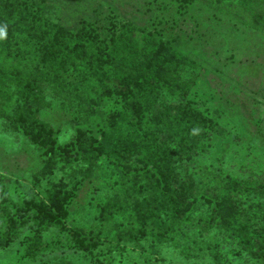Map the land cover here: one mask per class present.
Listing matches in <instances>:
<instances>
[{
	"label": "trees",
	"instance_id": "16d2710c",
	"mask_svg": "<svg viewBox=\"0 0 264 264\" xmlns=\"http://www.w3.org/2000/svg\"><path fill=\"white\" fill-rule=\"evenodd\" d=\"M46 1L0 0V126L20 133L47 161L63 163L46 165L44 173L51 172L50 166L81 165L88 172L98 169L102 181L115 185L111 195L104 193L96 204L98 217L114 216L126 207L138 226L117 231L113 240L128 236L136 244L138 238H150L151 253H165L159 246L168 244L186 261L263 264L264 173L228 174L218 158L193 167L199 154L228 134L214 118L198 111L197 102L185 99L191 88L185 71L211 63L177 50L173 43L178 36L172 34L177 22L171 19L200 7L208 19L233 21L242 9L260 31L264 0H129L136 14L120 22L117 0H100L107 3L106 9L97 6L91 14L76 16L72 27L51 21ZM68 1L89 9L93 5L92 0ZM152 24L157 27L150 30ZM210 35L214 40L215 31ZM189 39L210 41L199 32ZM163 89L176 91L181 101L163 105ZM54 91L75 99L86 113L81 123L87 129L71 132L67 144L56 142L54 128L41 117ZM107 102L112 104L108 112ZM254 104L264 107V94L256 95ZM95 115L101 126L90 123ZM258 118L263 127L264 118ZM222 152L228 155L225 148ZM1 179L0 250L15 241L28 221L35 223L38 238L65 224L66 203L78 182L60 177L47 201L24 198L14 203ZM101 187L103 192L108 189ZM116 200L126 204L116 206ZM70 233L80 251L89 253L102 243L94 234Z\"/></svg>",
	"mask_w": 264,
	"mask_h": 264
},
{
	"label": "rangeland",
	"instance_id": "374dc122",
	"mask_svg": "<svg viewBox=\"0 0 264 264\" xmlns=\"http://www.w3.org/2000/svg\"><path fill=\"white\" fill-rule=\"evenodd\" d=\"M46 2L51 21L65 27L74 26L76 16L91 14L89 10L97 6L107 8V3L100 0H92L90 9L87 4L80 7L68 0ZM115 4L119 14L118 22L123 17L132 19L136 14L137 7L134 8L133 2L129 0H117ZM231 9L235 13V8ZM237 12L239 17L234 15L236 20L233 21L229 17L212 20L207 18L205 9L193 7L183 16L171 19L177 22L172 34L178 38L173 45L184 55H192L199 61L206 58L211 63V66H206L204 61L185 71V81L191 87L185 99L197 102L198 111L206 117L214 118L228 134L226 140L220 139L217 144L199 154L193 167L209 163L211 158H218L223 161L221 165L228 174L261 175L264 173V126H258V117L264 118V107L254 104V100L256 95L264 94V24L258 31L249 13L242 9ZM154 27L157 25H148L150 30ZM212 30L215 31L214 40L210 35ZM196 32L202 35L206 33L210 41L189 39ZM169 33L168 30L164 32L166 37ZM213 66L220 68L219 72H214ZM249 87L251 89L246 92L245 89ZM48 88L54 89L51 85ZM60 95L54 91L47 99L41 117L43 122L54 128L56 142L67 144L71 141V132L77 128H86L81 123L86 113L75 99H64ZM159 101L163 105L176 106L181 101V95L172 89H163ZM111 102L114 104L113 100ZM112 104L107 102V112ZM99 122L98 115L90 118L92 125L101 126ZM220 144H224V147ZM224 148L228 151L227 156H222ZM46 161L39 149L29 144L20 133L15 134L7 126H0V178H3V186L7 188L14 203L24 198L47 201L49 189L60 177L70 184L73 181L79 183L74 190L75 195L66 203L69 216L65 224L50 228L38 238L39 231L35 223L28 221L27 225L20 227V234L15 241L0 250V264H212L211 258L186 261L173 254L168 244H165L167 247L159 246L165 253L153 254L148 249L153 242L150 238H138L136 244L129 241L128 236L121 241L113 240L117 231L138 226L136 218L130 215L131 211L126 207L114 216L108 213L103 218L98 217L96 204L102 202L104 193L110 196L115 185L110 180L102 181L98 169L92 168L88 172V168L81 165H64L63 169L50 166L51 172L44 173L46 165H55V162ZM102 184L108 188L106 192H103ZM120 203L126 204L124 200H119L116 206H120ZM10 209L13 212L14 208ZM75 230L81 231L86 237L94 234L102 243L89 253L80 251L75 239L71 240L70 232ZM154 245L157 248V244Z\"/></svg>",
	"mask_w": 264,
	"mask_h": 264
},
{
	"label": "clouds",
	"instance_id": "9594fccd",
	"mask_svg": "<svg viewBox=\"0 0 264 264\" xmlns=\"http://www.w3.org/2000/svg\"><path fill=\"white\" fill-rule=\"evenodd\" d=\"M0 35H2V33H0Z\"/></svg>",
	"mask_w": 264,
	"mask_h": 264
}]
</instances>
